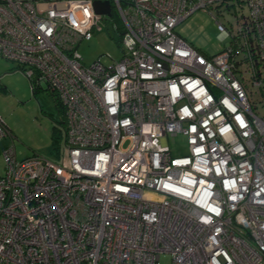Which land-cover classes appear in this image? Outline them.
<instances>
[{
    "label": "built area",
    "instance_id": "built-area-1",
    "mask_svg": "<svg viewBox=\"0 0 264 264\" xmlns=\"http://www.w3.org/2000/svg\"><path fill=\"white\" fill-rule=\"evenodd\" d=\"M95 1L0 0V58L65 123L60 163L2 150L0 264H264V0H234L249 13L217 21L212 56L176 26L231 0ZM103 28L121 56L86 66L78 46Z\"/></svg>",
    "mask_w": 264,
    "mask_h": 264
},
{
    "label": "rangeland",
    "instance_id": "rangeland-1",
    "mask_svg": "<svg viewBox=\"0 0 264 264\" xmlns=\"http://www.w3.org/2000/svg\"><path fill=\"white\" fill-rule=\"evenodd\" d=\"M224 8V9H223ZM248 15V6L231 0L229 6L216 10H197L176 26V32L205 55H216L228 43L227 35L217 28V21L230 30L235 28L239 15ZM111 29L103 28L92 39L78 46L86 66L100 59L105 65L121 56ZM264 95V88L261 90ZM253 110L264 117V96L254 94ZM0 116L10 130V136L0 141V177L5 174V158L2 150L13 144L19 161L40 155L57 163L64 150V119L61 107L54 96L42 84L33 90L28 77L12 62L0 58ZM173 155L187 153L186 140L177 135L170 140ZM161 264H170L168 255L161 256Z\"/></svg>",
    "mask_w": 264,
    "mask_h": 264
},
{
    "label": "water",
    "instance_id": "water-1",
    "mask_svg": "<svg viewBox=\"0 0 264 264\" xmlns=\"http://www.w3.org/2000/svg\"><path fill=\"white\" fill-rule=\"evenodd\" d=\"M94 10L98 14H105L109 15L110 14V6L108 1H95L94 2Z\"/></svg>",
    "mask_w": 264,
    "mask_h": 264
},
{
    "label": "trees",
    "instance_id": "trees-1",
    "mask_svg": "<svg viewBox=\"0 0 264 264\" xmlns=\"http://www.w3.org/2000/svg\"><path fill=\"white\" fill-rule=\"evenodd\" d=\"M55 98V97H54ZM56 99V98H55ZM57 100V99H56ZM59 103V102H58ZM61 110H62V108H61ZM62 114H63V110H62ZM63 119H64V117H63Z\"/></svg>",
    "mask_w": 264,
    "mask_h": 264
}]
</instances>
